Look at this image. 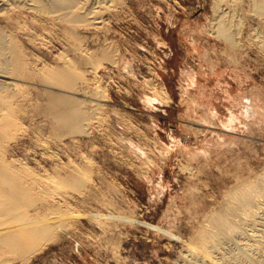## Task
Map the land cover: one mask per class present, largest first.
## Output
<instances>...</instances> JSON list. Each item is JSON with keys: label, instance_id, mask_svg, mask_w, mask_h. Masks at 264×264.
Returning <instances> with one entry per match:
<instances>
[{"label": "rangeland", "instance_id": "374dc122", "mask_svg": "<svg viewBox=\"0 0 264 264\" xmlns=\"http://www.w3.org/2000/svg\"><path fill=\"white\" fill-rule=\"evenodd\" d=\"M25 2L0 9V70L13 47L22 69L7 71L16 92L0 91V158L24 167L37 185L30 211L55 225L12 264H264V16L254 0H102L94 22L75 28ZM217 17L241 46L216 36ZM55 93L83 103L80 131L54 125ZM89 101L100 103L93 114ZM237 189L260 194L244 206L250 218L232 220L243 239L205 241Z\"/></svg>", "mask_w": 264, "mask_h": 264}, {"label": "bare ground", "instance_id": "6f19581e", "mask_svg": "<svg viewBox=\"0 0 264 264\" xmlns=\"http://www.w3.org/2000/svg\"><path fill=\"white\" fill-rule=\"evenodd\" d=\"M25 1H26L25 2L26 4L29 3V6L33 11H35L37 13H42V14L44 13L45 15L48 14V15H50L51 18L53 17L56 20H60L62 22H65L66 24H69L71 28H75L79 24L85 23V25L88 24L90 26V24L92 22H94L93 21L94 18L91 17V14H93V13L96 14V12H97V9L95 11L96 5H99V3L102 0H100V1L97 0V2L93 3L92 6L90 5V3L78 4L77 3L78 0H25ZM8 2H9V0H0V9H3L5 6L10 5V4H8ZM11 2L13 3L14 0L13 1L11 0ZM17 2H19V1H17ZM106 2H108V1H106ZM112 2H113V0H112ZM81 3H82V1H81ZM104 4H105V2H104ZM11 5L14 6V4H11ZM19 6H21V5H19ZM253 6H254L253 9H256L257 13H260L259 15L264 16V0H254ZM23 8H24V6H23ZM13 9H16V8H13ZM91 9H94V10H91ZM17 11H19V10H17ZM98 12H97V14H98ZM222 14L224 15V13H222ZM222 14L219 18L220 20L223 16ZM96 19L98 20L99 18H95V20ZM217 19H218V17H217ZM219 19L217 20L219 23L216 21L218 23V24L216 23L217 24V27H216L217 31H215V32L218 33V34L216 33V36L218 38L224 40L230 47L235 48V46H239L241 44V41L235 36L237 33H234V31L232 32V30L230 29V22L226 23L224 20L220 21ZM230 19H229V21H230ZM99 22L100 21H97L95 23H99ZM241 26H242V24H241ZM1 30L4 31L3 29H1ZM256 31H257V29H256ZM253 32H255V30H253ZM4 34H5V32H4ZM251 35H253V34H251ZM256 36H258V34ZM7 37H8V35H7ZM0 38L3 39L4 37L2 36ZM5 39H6V35H5ZM6 40H8V39H6ZM6 40L5 41L2 40V41L8 42ZM9 41H10V38H9ZM12 42H13V40H12ZM6 47L9 48V46H6ZM13 48L10 49L11 50L10 56H12V54L14 52L13 56L8 58L9 60L6 57L7 60L5 59V62L3 60L4 64L7 67L4 69V71L0 70V91H2L3 89H4L3 91L7 90V92L8 91H10V92L15 91L14 88L16 87L17 84H14L15 82H12L13 79H12V81L9 80L14 75L10 76V77L7 76V75H9L8 72H10V71H8L9 66L12 65V73H14L15 75H18V74H20V72H22V69L20 67L21 64L19 63L20 62L19 57L15 53V50ZM75 50H76V48H75ZM6 51H8V50H6ZM4 54H6V52ZM7 55H9V54H7ZM4 58H5V55H4ZM89 62H90V60H89ZM66 66L68 67V65H66ZM72 66L70 65L71 70H73L72 68L74 67V66L73 67ZM62 73H63L62 75L66 74V73H67L66 75H68V72L64 71ZM69 74H71V73H69ZM72 77H74V76L72 75ZM2 78H4V79H2ZM63 79H62V82H63ZM74 80H75V78H74ZM72 84H73V82H72ZM3 91H2V93H3ZM7 94H9V93H7ZM61 94H63V93H61ZM5 96H7V95H5ZM11 96H13V95H11ZM73 97H72V99L67 100V99H64L63 97L56 95V93L48 96V106H49L48 109L50 110V113L52 114V116L54 118V121H55L54 125L59 127L62 130H64V129L69 130L70 133L80 131L81 123H84V121L87 120V118H85V116H86L85 112L86 111L83 109V105H82L83 103L79 104L77 102V100L74 101ZM8 98H9V96H8ZM79 101H80V99H79ZM167 101H169V100H167ZM2 103L3 102L0 101V142L4 138H6V135L9 131V130H6L7 123H6V121H4L3 115L1 114V113H3V114L5 113L4 112L5 107H4V104H2ZM98 104H100V103H98ZM98 104L93 102V101H89L88 102V108H86V109L94 110L91 113V114H93V112H95V110L97 109ZM247 109H248V112H247L248 117H250L251 114H254L252 106H250V104H249V107H247ZM6 112H7V109H6ZM53 118H51V119L53 120ZM84 128H86V127H84ZM12 162H10V163L5 162L3 158H0V264H12L13 261L14 262L15 261H19V262L27 261L35 252H37L39 250V248L41 247V244L44 245L46 242L49 241L50 238H52L53 226L55 225L54 223H52L53 224V226H52V224L50 225L47 222L48 218H47V216H45V214L44 215L41 214V216H38L36 214V212L34 213L33 211H30L31 208L33 207L32 196H33L34 186L36 184L32 178L28 177V172L24 169V167L22 165H21L22 167L19 165L16 166ZM80 175H81V172H80ZM262 176H264V175H262ZM78 180H80V179H78ZM75 181H73L74 185L77 183ZM249 185H250V183H249ZM251 186H252V183H251ZM38 187H36V188H38ZM253 188H255V183H254ZM254 191H256V190L254 189ZM257 191H259V189ZM248 193H252V192H250L249 189H243V190L237 189L236 191H234L232 193L231 197H233V199H234L233 201H236V202H233V201L231 202V206H229L230 210L226 214H219L214 219L212 218L213 220L210 223L211 224L210 227L207 228L206 235L202 234L205 236L204 237L205 241L207 240L208 242L210 241L209 243H211L212 241H216V240L221 242L223 240L233 239V237H236V236L239 238L240 237L242 238V236H243L242 230L241 229L239 230L238 226L233 225L232 220L235 219L234 217L239 212H240V214L241 213L244 214L243 217L246 215V218H247V216L249 214V213H247L249 207L247 208L244 206L251 203V202L256 201L255 198L258 197V195H260V194L257 195L256 192H254V194L257 195L256 197H254L252 194L250 195ZM261 193H262V191H261ZM261 196H262V194H261ZM251 205H252V203H251ZM252 207L253 206H251V208ZM255 208H256V206H255ZM251 210H253V208ZM59 213H61V212H59ZM254 214H256V213H254ZM256 215H258V214H256ZM63 216H65V213ZM250 216H252V214ZM61 217H60V219H61ZM252 217H254V215ZM65 218H67V217H65ZM52 219H54V218H52ZM63 220H64V218H63ZM244 220H245V217H244ZM54 221H56V220H54ZM59 223H60V221H59ZM59 226H60V224H59ZM55 227H57V225ZM262 239H264V238H262ZM202 244H203V242H202ZM215 244H217V243H215ZM202 247L204 248V251H205L206 246L205 247L202 246ZM248 250H250V249H248ZM259 251H261V250H259ZM207 254H208V250L206 251L205 255H207Z\"/></svg>", "mask_w": 264, "mask_h": 264}]
</instances>
